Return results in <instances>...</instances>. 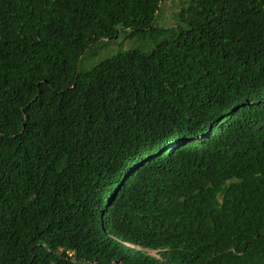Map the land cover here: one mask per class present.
<instances>
[{
    "label": "trees",
    "instance_id": "obj_1",
    "mask_svg": "<svg viewBox=\"0 0 264 264\" xmlns=\"http://www.w3.org/2000/svg\"><path fill=\"white\" fill-rule=\"evenodd\" d=\"M164 1L0 0V264H264V0Z\"/></svg>",
    "mask_w": 264,
    "mask_h": 264
},
{
    "label": "rangeland",
    "instance_id": "obj_2",
    "mask_svg": "<svg viewBox=\"0 0 264 264\" xmlns=\"http://www.w3.org/2000/svg\"><path fill=\"white\" fill-rule=\"evenodd\" d=\"M183 0H165L162 2L159 10V15L156 25L160 28L172 27L175 23L174 16L178 12ZM132 32L128 29H118L116 37L108 41L104 40L99 47L92 50L96 55L89 59H83V68L90 69L98 62L115 56L118 52H125L135 49L139 46L136 36L131 35ZM147 51L149 49H146ZM88 57V55H87ZM150 254H154L150 252Z\"/></svg>",
    "mask_w": 264,
    "mask_h": 264
},
{
    "label": "water",
    "instance_id": "obj_3",
    "mask_svg": "<svg viewBox=\"0 0 264 264\" xmlns=\"http://www.w3.org/2000/svg\"><path fill=\"white\" fill-rule=\"evenodd\" d=\"M117 263V262H116Z\"/></svg>",
    "mask_w": 264,
    "mask_h": 264
}]
</instances>
